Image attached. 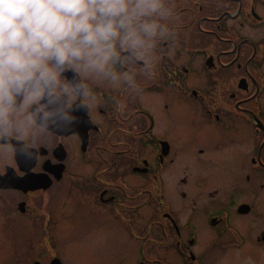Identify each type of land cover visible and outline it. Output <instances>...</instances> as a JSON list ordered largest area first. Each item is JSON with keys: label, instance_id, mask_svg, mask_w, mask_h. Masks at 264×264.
Wrapping results in <instances>:
<instances>
[{"label": "flooded vegetation", "instance_id": "obj_1", "mask_svg": "<svg viewBox=\"0 0 264 264\" xmlns=\"http://www.w3.org/2000/svg\"><path fill=\"white\" fill-rule=\"evenodd\" d=\"M171 5L141 95L0 159V264H264V0Z\"/></svg>", "mask_w": 264, "mask_h": 264}, {"label": "clouds", "instance_id": "obj_2", "mask_svg": "<svg viewBox=\"0 0 264 264\" xmlns=\"http://www.w3.org/2000/svg\"><path fill=\"white\" fill-rule=\"evenodd\" d=\"M174 16L171 0H0V159L34 160L79 112L141 95Z\"/></svg>", "mask_w": 264, "mask_h": 264}, {"label": "rangeland", "instance_id": "obj_3", "mask_svg": "<svg viewBox=\"0 0 264 264\" xmlns=\"http://www.w3.org/2000/svg\"><path fill=\"white\" fill-rule=\"evenodd\" d=\"M82 235H83L82 231L79 232L78 230H75V232L73 234H72V232H70V230L61 231L60 232V243H62V242L63 243L59 246H56L54 248V251L63 252L64 249H66L64 247V244H66V246L68 248H73V249L75 248L74 250H76V248H80L79 245L82 246V243L80 240Z\"/></svg>", "mask_w": 264, "mask_h": 264}]
</instances>
